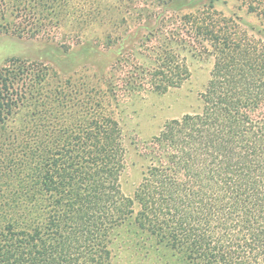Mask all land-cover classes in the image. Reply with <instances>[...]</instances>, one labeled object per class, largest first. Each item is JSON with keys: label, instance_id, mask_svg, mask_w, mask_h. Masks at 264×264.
<instances>
[{"label": "trees", "instance_id": "trees-1", "mask_svg": "<svg viewBox=\"0 0 264 264\" xmlns=\"http://www.w3.org/2000/svg\"><path fill=\"white\" fill-rule=\"evenodd\" d=\"M155 1L157 28L147 33L162 35L165 47L154 51L151 69L139 72L157 91L182 83L188 69L173 44H190L165 30L166 16L191 10L180 17L183 28L190 26L187 35L214 60L201 110L186 115L184 126L170 122L145 147L132 195L121 185V131L110 117L99 122L96 107H88L93 130L76 131L75 117L49 132L47 143L20 131L3 167L11 180L0 182V192L7 191L0 193V264H114V235L125 225L148 234L153 252H141L156 264H264V40L216 11L215 0L197 9L189 0ZM248 11L264 18V0H249ZM15 70L8 78L0 72V131L14 104L47 102L35 84L50 69L33 65L37 82L18 87L17 77L30 69ZM78 93L69 89L59 103L87 108L74 103Z\"/></svg>", "mask_w": 264, "mask_h": 264}, {"label": "rangeland", "instance_id": "rangeland-1", "mask_svg": "<svg viewBox=\"0 0 264 264\" xmlns=\"http://www.w3.org/2000/svg\"><path fill=\"white\" fill-rule=\"evenodd\" d=\"M189 1L194 9L206 3V0ZM248 1L215 0L213 5L224 16L239 18L246 28L253 29L256 37L264 40V18L248 11ZM155 2L0 0V72L3 77L8 78L10 70L18 71L22 66L30 72L33 65L50 69V75L40 84L36 83L38 79L33 71L26 73L24 78L17 77L15 87L21 82L29 86L36 83L35 87L42 93L41 99L47 102H34L29 97L23 104H14L0 131V169L9 165L7 161L15 152L13 137L20 131L22 134L25 131L34 133L35 136L26 140L36 142L39 135L47 143L49 132H60L76 120L75 117L78 118L76 131L93 130V126L87 125L90 119L88 107L92 111L96 107L99 122H103L101 116L110 117L121 131L126 152L121 185L125 194L132 195L145 166V159L141 157L145 147L152 144L153 138L170 122L180 121L184 126L186 115H195L201 110V94L211 77L214 61L187 35L193 33L186 29L190 26L183 28L180 17L191 10L167 15L169 24L165 30H175L190 44H186L184 50L180 48L182 45L173 44L174 53L180 55L178 60L185 63L188 75L179 86H171L166 91L153 89L148 75L140 74L139 70L151 69L154 51L165 47L161 44L162 35L154 37L156 33H147L157 28L155 21L160 8ZM26 20L29 27L25 25ZM145 26L148 28L144 29ZM22 27L28 28L22 32ZM147 35L151 40L144 41V38L149 39ZM141 77H145L144 81ZM73 88L79 92L78 101L74 103L84 104L87 108L72 110L71 104L59 103L67 101L65 97ZM90 90L91 94H87ZM4 170L0 182L8 183L11 173ZM0 193L6 195L7 191ZM152 245L147 233L125 225L114 235V264H156L152 256L146 259L142 253L145 249L153 252Z\"/></svg>", "mask_w": 264, "mask_h": 264}]
</instances>
